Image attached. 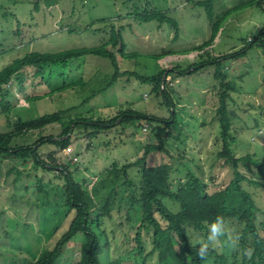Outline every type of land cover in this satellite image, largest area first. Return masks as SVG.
Masks as SVG:
<instances>
[{
    "label": "rangeland",
    "instance_id": "rangeland-1",
    "mask_svg": "<svg viewBox=\"0 0 264 264\" xmlns=\"http://www.w3.org/2000/svg\"><path fill=\"white\" fill-rule=\"evenodd\" d=\"M208 1L0 0V70L34 50L55 52L108 43L112 29L122 33L128 54L139 53L123 57L120 43L108 44L116 57L118 72L110 59L95 55L66 64L45 65L42 75L33 66L22 69L9 83L11 118L30 119L73 108L72 116L109 120L117 111L133 108L167 119L170 111L162 96L152 91L154 83L142 80V76L164 70V78L175 90L177 121L170 134L161 131L155 121L119 122L92 137L88 136L92 129L78 125L70 134V147L78 160L70 161L65 149L56 155L75 180L91 190L97 177L114 163L134 160L143 154L146 145L162 142L165 149L150 151L147 165L170 162L173 189L177 190L182 183L195 198L201 187L198 179L211 193L234 177L233 168L216 157L220 148V142L216 141L220 130L216 114L220 81L214 76V65L180 74L175 70L224 56L221 70L239 85L229 101V107L238 114L233 126L237 137L233 149L237 156L249 153L262 162V169L253 164L252 172L243 166L240 169L264 183V50L254 44L240 52L250 44L249 40L256 41L264 29V2L260 6L255 3L258 0H212L211 18L205 6ZM146 10H163L174 18L179 24L177 37L169 22H141L134 16ZM219 19L221 26L216 37L204 46L211 37V22ZM234 53L237 55L232 57ZM115 73L114 82L107 86ZM81 77L84 81L77 82ZM73 81L76 83L72 84ZM47 93L45 98L28 101ZM7 127L5 116L0 114V131H7ZM63 127L59 124L48 127L43 135L57 137ZM52 149L49 144L41 146L42 158L48 159ZM129 173L136 176L137 166ZM191 176L195 178L193 181ZM39 178L41 190L37 185ZM242 187L255 199L259 208L257 224L264 235V187L246 181ZM163 200L172 211L179 210L178 202ZM65 201L63 180L58 173L42 169L31 160L26 164L22 160H5L0 173V264H25L53 247L73 218L74 213L65 206ZM140 221L141 209L137 204H123L102 219L101 227L108 236L101 238L103 262L119 257L122 264H141L143 256L149 253L147 264H159L157 253H150L151 231H142L144 252L137 246L135 234ZM210 225L203 229L188 226L191 242L198 246L201 240L208 242ZM224 229V235L209 244L223 254L224 260L211 255L202 259L203 264H250L244 261V249L239 245L240 227L227 222ZM83 239V233L78 232L66 244L57 264H75Z\"/></svg>",
    "mask_w": 264,
    "mask_h": 264
},
{
    "label": "trees",
    "instance_id": "trees-1",
    "mask_svg": "<svg viewBox=\"0 0 264 264\" xmlns=\"http://www.w3.org/2000/svg\"><path fill=\"white\" fill-rule=\"evenodd\" d=\"M262 2L264 0H258L255 3L261 6ZM205 6L212 18V0L205 3ZM134 16L141 22L152 20H157L161 24L169 22L176 31L175 37H177L178 22L163 10H146L143 13H136ZM211 23L213 25L211 37L204 43V46L213 42L221 26L220 19ZM255 40H249L250 44L240 52L243 53L254 44H258L264 50V29L259 32ZM119 43L121 44L119 52L123 57L139 54H128L125 50L122 33L112 29L108 43L98 46L71 47L55 52L34 50L17 57L11 64L0 70V114L5 116L8 125L7 131H0V173L2 163L7 159L22 160L25 164L31 160L42 169L55 171L63 180L66 194L65 206L74 213L68 229L54 246L44 249L25 264H57L66 244L78 232L83 233L84 239L80 246V258L75 264H122L119 257L103 262L100 254L102 253L101 238L104 236L108 239L107 233L101 227L102 219L123 204L140 206L141 221L135 234L136 243L139 250L144 252L142 231H151L152 249L150 253H157L159 264H203L198 254L200 246L190 243L187 227L203 229L206 224H211L218 216L223 218L224 224L233 222L240 227L238 238L239 245L244 249V261L250 264H264V235L257 224L259 208L253 195L243 189L242 182L246 181L263 187L264 183L247 176L240 169L243 166L252 172L251 164L258 166L259 169H262L263 164L255 155L248 153L237 156L233 149V145L237 142L233 126L235 120L238 119V114L229 107V101L232 100V93L238 92L239 85L237 82L231 81L221 70V60L224 56L210 57L203 59L199 65H192L182 71L179 68L175 70L176 74H180L186 71H195L200 66L214 65V76L220 81L219 103L216 108L220 126L216 141L220 142V148L216 157L233 168L234 177L224 187L211 193L207 191V185L198 179L201 187L195 198L191 197L190 193L184 189L182 183L177 190L173 189L170 181L172 172L170 162L156 166L147 165L146 158L150 151L165 149L162 142L146 145L143 154L134 160L122 164L114 163L97 177L91 190L76 181L67 165L60 163L56 155L57 152L70 146V134L73 127L78 125L92 129L88 133V136L92 137L119 122L155 121L161 131L170 134L177 121L174 102L175 90L164 78V70L153 76H142V80L154 83L152 91L162 96L166 108L170 111V116L167 119L133 108L121 109L109 120L100 117H81L78 114L72 116L70 112L73 108L45 113L30 119H22L20 116L17 119L11 118L10 102L7 99L11 94L9 83L22 69L33 66L37 68L36 73L42 75L46 68L45 65L66 64L86 55H95L110 59L115 71L118 72L116 57L107 47L108 44L117 46ZM235 54L237 55L234 53L231 56L234 57ZM148 56L159 58V55L148 54ZM116 75L115 73L107 86L114 82ZM81 81H84L82 77L77 82ZM74 83L76 82L73 81L72 84ZM103 89L104 87L99 90ZM47 95L48 93L30 97L28 101L39 100ZM56 124L64 125L57 137L54 134L43 135L45 129ZM45 144L53 146L48 154V159H43L39 152L41 146ZM135 166L138 171L137 177L129 173V170ZM194 179V176H191L190 181ZM40 180L42 179L39 178L37 182L39 190L43 188ZM198 180L196 179V181ZM164 198L178 202L179 210L169 209ZM148 255L149 253L143 256L141 264H147ZM211 255H216L219 261L224 260L223 254L209 247L206 256Z\"/></svg>",
    "mask_w": 264,
    "mask_h": 264
},
{
    "label": "clouds",
    "instance_id": "clouds-1",
    "mask_svg": "<svg viewBox=\"0 0 264 264\" xmlns=\"http://www.w3.org/2000/svg\"><path fill=\"white\" fill-rule=\"evenodd\" d=\"M224 232V220L222 217L218 216L216 220L213 221L210 225V235L208 237V242H205L203 240L199 241L200 247L198 249V254L200 259H204L206 257L209 244L215 242L221 235H224Z\"/></svg>",
    "mask_w": 264,
    "mask_h": 264
},
{
    "label": "built area",
    "instance_id": "built-area-1",
    "mask_svg": "<svg viewBox=\"0 0 264 264\" xmlns=\"http://www.w3.org/2000/svg\"><path fill=\"white\" fill-rule=\"evenodd\" d=\"M144 128L146 130V127H144ZM64 151H65V154L67 156H69L68 158H69L70 161L76 162L78 160V156L73 152L72 147L69 146Z\"/></svg>",
    "mask_w": 264,
    "mask_h": 264
}]
</instances>
